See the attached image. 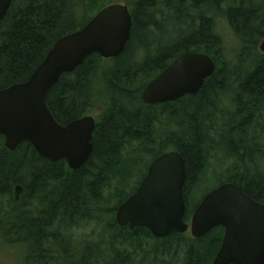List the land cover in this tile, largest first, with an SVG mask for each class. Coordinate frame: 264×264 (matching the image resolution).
Here are the masks:
<instances>
[{"label": "trees", "instance_id": "1", "mask_svg": "<svg viewBox=\"0 0 264 264\" xmlns=\"http://www.w3.org/2000/svg\"><path fill=\"white\" fill-rule=\"evenodd\" d=\"M119 1L132 16L123 52L87 56L61 74L46 97L62 124L98 111L86 162L71 169L65 159L41 157L27 141L10 150L0 134V246L22 245L21 264H211L222 225L200 237L189 232L156 237L145 227L119 226L115 220L117 207L168 148L186 165V221L205 195L190 205L211 154L219 151L231 166L218 185L233 182L264 203L259 139L264 53L258 46L264 37V0H12L0 21V88L24 81L59 37ZM221 8L239 43L233 52L212 19ZM188 51L205 53L214 62L201 89L145 104L146 83ZM17 184L22 186L18 198ZM113 199V206H102ZM100 214L106 220L98 237L77 239L80 222Z\"/></svg>", "mask_w": 264, "mask_h": 264}, {"label": "water", "instance_id": "2", "mask_svg": "<svg viewBox=\"0 0 264 264\" xmlns=\"http://www.w3.org/2000/svg\"><path fill=\"white\" fill-rule=\"evenodd\" d=\"M12 0H0V21ZM132 16L127 3H110L79 29L59 37L45 57L21 82L0 88V134L14 150L29 142L50 161L65 159L71 169L81 167L92 151L95 119L92 115L62 124L50 110L46 97L61 74L73 71L84 59L98 53L117 57L129 40ZM259 48L264 52V38ZM214 62L204 53L179 55L142 90L145 104L174 101L198 92L214 71ZM186 165L177 150H168L149 165L137 189L116 209L119 226H141L154 236L190 232L200 237L222 225L221 246L211 264H264V203L237 184L224 182L208 192L185 221L183 185ZM22 186H15L18 198Z\"/></svg>", "mask_w": 264, "mask_h": 264}, {"label": "rangeland", "instance_id": "3", "mask_svg": "<svg viewBox=\"0 0 264 264\" xmlns=\"http://www.w3.org/2000/svg\"><path fill=\"white\" fill-rule=\"evenodd\" d=\"M126 3L125 1H119ZM223 8L219 11L218 15L212 17L216 25L217 31H220L225 46H227V50L233 52L238 48V40L235 34L230 30L228 27V23L226 19L222 15ZM259 46V45H258ZM260 51V50H259ZM261 52V51H260ZM91 115L96 117L98 115V111L95 110L91 112ZM259 139L261 143L264 145V134L259 135ZM170 149V148H168ZM167 149V150H168ZM231 166V160L227 159L221 151L219 153L211 154L209 158V164L206 168L203 177L204 181L199 183L196 187V190L193 192V200L190 204L194 206V204L204 195L206 192H209L219 184L226 176L224 173L227 172V169ZM260 170L264 172V158L261 160V167ZM115 199L110 200L104 203L102 206L104 207H111L115 203ZM105 213V212H104ZM99 214V213H98ZM106 220L105 214L98 215V218H92L91 220L84 221L82 220L80 224L75 229V236L77 239H82L84 237H88L92 240V238H97V234L104 225ZM22 245H1L0 246V264H21L22 260Z\"/></svg>", "mask_w": 264, "mask_h": 264}]
</instances>
